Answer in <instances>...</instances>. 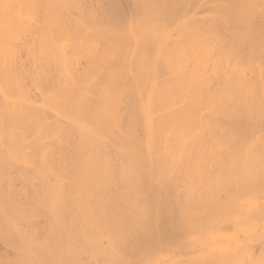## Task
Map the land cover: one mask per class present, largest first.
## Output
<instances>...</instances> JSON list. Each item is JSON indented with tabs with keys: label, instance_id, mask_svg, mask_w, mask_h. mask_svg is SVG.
I'll return each mask as SVG.
<instances>
[{
	"label": "bare ground",
	"instance_id": "obj_1",
	"mask_svg": "<svg viewBox=\"0 0 264 264\" xmlns=\"http://www.w3.org/2000/svg\"><path fill=\"white\" fill-rule=\"evenodd\" d=\"M121 2L0 0V264L264 243V0Z\"/></svg>",
	"mask_w": 264,
	"mask_h": 264
},
{
	"label": "rangeland",
	"instance_id": "obj_2",
	"mask_svg": "<svg viewBox=\"0 0 264 264\" xmlns=\"http://www.w3.org/2000/svg\"><path fill=\"white\" fill-rule=\"evenodd\" d=\"M121 3H123V4H122V5H123L122 8H126L125 11L123 10V12H125V13L128 12V10H127L128 7L126 6V4L128 5V3H127V2L125 3L124 0H122ZM124 6H125V7H124ZM126 14H127V13H126ZM126 14H125V15H126ZM127 15H129V13H128ZM127 15H126V16H127ZM243 141H244V140H243ZM244 142H250V140L248 141V140L246 139V141H244ZM260 143H261V142H260ZM222 156H223V155H222ZM225 156H227V154H226ZM212 174H213V173H211L210 175H212ZM258 187H260V186H257V187L255 186L256 190L258 189ZM211 188H212V187H211ZM249 188H250V187H249ZM252 188L254 189V187L251 186V189L249 190V192H251V193H253V191H254V190L252 191ZM205 189H208V188H204V190H205ZM208 190H210V189H208ZM254 192H255V191H254ZM256 193H258V190L256 191ZM258 194H259V193H258ZM255 196H258V195L256 194ZM261 196H262V194L258 196L259 198L254 197V198L256 199V200L254 201L256 204H254V203H252V202H250V203L248 204V205H249V208H250V206H252V207L250 208V210H253V208H256V209H254V210L252 211V213H254V211L257 212V210L260 209V208H257L258 206L262 208L261 204H262L263 201H264V196H262V197H261ZM160 199H161V200H160ZM159 201L162 203V202H163L162 198H159ZM256 201H257V202H256ZM258 201H259L260 205H258V204H259ZM253 204H254V205H253ZM255 205H256V206H255ZM253 206H254V207H253ZM249 208H248V209H249ZM252 215H253V214H252ZM262 216L264 217V213L262 214ZM257 224H258V225H257ZM257 224H256L255 226H253L254 228H256V230H255L254 228H252L251 231H252V234H253V235H251V236H250V234H247V233L245 234V232L242 231L244 228L241 229V230H237V229L232 230L231 233L236 232V236L231 235V236H230V239H229V241H230V243L232 244V247H233V253H234V251H239L240 249H245V250H246V247H247V246H245V247H244V246H243V247H242V246H240V247L237 246L238 243H239L238 241H240L241 238H242V240H244L245 238H250V240H249V242H248L249 244L247 243L248 246L253 245V244H257V245H258V244L260 243V242H258V241L264 242V241H263V240H264V228H263L262 226H260V222H259V221L257 222ZM254 230H255V231H254ZM257 230H258V231H257ZM262 230H263V231H262ZM240 231H241L242 233H240ZM251 231H250V233H251ZM260 232H261V233H260ZM238 233H239V234H238ZM254 233H255V234H254ZM262 234H263V236H262ZM241 235H242V236H241ZM247 235H248L249 237H248ZM179 237H180V240L178 241ZM191 237H192V238H191ZM240 237H241V238H240ZM256 237H257V239H255ZM234 238H235V240H233ZM236 238H237V239H236ZM258 238H259V239H258ZM262 238H263V240H262ZM104 239H107V238L104 237ZM173 239H174V240L176 239V242L172 241ZM181 239H182V240H181ZM253 239H255V240H253ZM172 240H171L170 242H168V243L165 245V246H167V245L169 244L167 247H165L166 249H165V248H164V250H161V249H163V248H159V249H157V250H158V251H157L158 256H165L166 253H168L169 255L166 256V257H168L169 260H171V259H175V258H177V257H176V256H177V252L175 251L177 247H175V246H179V244H181L182 242H183V244L186 245V246H187V245H189V246H195L197 243L200 244V243L202 242V239L199 240V241H196V240L193 238V236H187V238H182L181 236H176V237L172 238ZM242 240H241V241H242ZM177 241H178V242H177ZM194 241H195V242H194ZM173 242H174L175 245L172 244ZM179 242H180V243H179ZM235 242H236V243H235ZM237 242H238V243H237ZM176 243H178V244H176ZM195 243H196V244H195ZM219 244H220V242H219ZM236 244H237V245H236ZM262 244H263L262 247H264V243H260V244H259L260 246H258L259 248L256 247V245H253L252 248H247V249H250V252H249V250H248V251L246 250L247 252H246L245 250H242V251H245V252H243V253L241 252V253H242V254H241V257H242L243 255H245L246 257H248L249 260L246 259L245 256H244V258H242V259H244V260L246 259L247 261H246V260H245V261L240 260V259H241V257H239V256H240V252H236L234 257H237V256L239 255V256H238L239 258H238V257H237V259L234 258L233 261L237 260V261H236L237 263H234V264H240V263L244 264V262H247V263H245V264H249V263H251L253 260H254V261H253L251 264H256V262H259L260 259H262L263 262H262V263L260 262V263H258V264H264V259H263V258H264V255H263L262 258H261L260 255H258V254H260V253L262 252V251H260V249H261V245H262ZM170 245H172V246H170ZM235 245H236V246H235ZM215 246H216V247L212 246L213 249H211V250H212V251H213V250H216V251H214V252H216V254H217V256H218V255H219V253H217V250H219L218 243H217V245H215ZM254 246H255V247H254ZM4 247H5L4 244H3V243H0V250H1L2 248H4ZM212 247H206V248H205L206 250H205V249H201V250H199V252H196V251H195V252H196L197 254H199V253H200V254H202V253H206L207 251L209 252V248H212ZM241 247H242V248H241ZM257 248H258L259 251L257 250ZM207 249H208V250H207ZM254 249H256V252H255ZM3 250H5V248H4ZM3 250H2V251H3ZM159 250H161V251H159ZM167 250H168V252H166ZM253 250H254V252H253ZM262 250H263V253H264V248H263ZM192 251H194V250H192V249L189 250V252H187L185 256H187L188 258H189V256L192 257V255L194 254V252H192ZM197 251H198V250H197ZM251 251H252L253 253H252ZM165 252H166V253H165ZM174 252H175L176 254H175ZM190 252L193 253V254H191ZM201 252H202V253H201ZM208 252H207V253H208ZM218 252H219V251H218ZM161 253H162V254H161ZM171 253H172V254H171ZM237 253H238V254H237ZM244 253H245V254H244ZM251 253H252L254 256L256 255L255 257H257V256H260V257L255 258V257L253 256V258H251V256H250ZM254 253H257V254H254ZM263 253H261V255H262ZM164 254H165V255H164ZM216 254H215V255H216ZM248 254H249V255H248ZM171 255H173V256H171ZM208 255H211V253H208V254H207V257H208ZM232 255H233V254H232ZM169 256H170V257H169ZM174 256H175V257H174ZM204 256H206V254H204V255L202 254L201 257H198L196 261H198V259H200L199 261H200V262H201V261L203 262V259H202V258H203ZM221 256H223V255L220 253V255H219L218 257L221 258ZM249 256H250V257H249ZM215 257H216V256H215ZM215 257H214V258H215ZM218 257L216 258V260L219 259ZM230 257H232V256H230ZM230 257H228L229 260L233 259V258L230 259ZM185 258H186V257H185ZM228 258H227V259H228ZM250 258H251V259H250ZM186 259H187V258H186ZM195 259H196V258H195ZM201 259H202V260H201ZM207 259H208V258H207ZM255 259H257V260L255 261ZM258 259H259V260H258ZM188 260H189V259H188ZM188 260H186V261H188ZM204 260H205V258H204ZM219 260H221V259H219ZM193 261H194V260H193ZM205 261H208V260H205ZM209 261H210V260H209ZM241 261H242V262H241ZM250 261H251V262H250ZM189 262L193 263V262L191 261V259H190ZM189 262H188V263H189ZM194 262H195V261H194ZM211 262H212V260H211L209 263H210V264H213V263H211ZM248 262H249V263H248ZM254 262H255V263H254ZM188 263H187V264H188ZM203 263H206V262H203ZM184 264H186V262H185ZM189 264H190V263H189ZM196 264H198V263H196Z\"/></svg>",
	"mask_w": 264,
	"mask_h": 264
}]
</instances>
